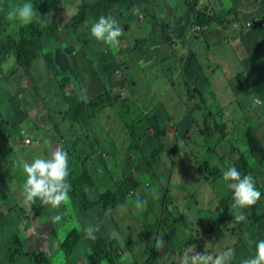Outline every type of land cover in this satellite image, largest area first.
<instances>
[{
  "label": "rangeland",
  "instance_id": "1",
  "mask_svg": "<svg viewBox=\"0 0 264 264\" xmlns=\"http://www.w3.org/2000/svg\"><path fill=\"white\" fill-rule=\"evenodd\" d=\"M85 1L31 0L40 5V15L59 24L60 39L47 34L44 57L28 71L12 57L0 62V264H92L102 237L115 264H144L153 240V264H177L179 253L189 246L213 254L231 247L228 264H239L251 255L250 241L264 238V167L254 180L261 193L254 203L257 220L250 206L239 209L244 220H235L231 192L221 173L239 159L250 161L244 141L248 129L264 146V28H258L259 22L246 26L248 19L264 13V0H150L131 11L133 19L119 6L96 1L89 3L81 25L69 26ZM198 11L216 14L220 22L198 30ZM99 15L111 16L122 27L115 46L90 36L89 24ZM20 24L6 20L5 35L16 36ZM209 29H215L211 39ZM157 49L163 55L158 56ZM77 55L78 71L86 79L65 90H85L91 83L85 67L93 63V74L121 102L93 107L88 95L89 108L79 101L81 120L72 121L63 113V123L74 129L67 144L74 147L75 156L80 160L84 154L81 146L75 147L78 138L92 156L86 162L94 177L102 178L105 162L107 187L125 203L115 209L103 204L84 208L71 189L70 204L59 209L39 200L28 202L22 195L17 165L57 146L66 151L63 141H53L54 124L47 114L70 107L60 99V81L66 82L60 74H71V58ZM98 92L96 85L93 93ZM129 101L141 112L136 133L125 117L123 102ZM152 120L159 131L144 134L143 126ZM67 179L71 185V176ZM99 188L88 189L89 201H100L106 189ZM137 197L146 201L141 208L135 207ZM200 211L207 213L199 216ZM57 212L63 213L62 220L54 223L51 216ZM182 215L185 221L179 222ZM88 226L94 227V239L84 231ZM74 229L81 238L68 252L64 245ZM193 236L195 240L185 245L178 243ZM39 252L49 256V263L34 262Z\"/></svg>",
  "mask_w": 264,
  "mask_h": 264
},
{
  "label": "trees",
  "instance_id": "2",
  "mask_svg": "<svg viewBox=\"0 0 264 264\" xmlns=\"http://www.w3.org/2000/svg\"><path fill=\"white\" fill-rule=\"evenodd\" d=\"M24 0H14V1H8L7 0H0V62H5L9 57H12L15 62L24 70H29L33 67V64L42 58L45 52V47L47 45V34H50L53 39L58 40L61 37V31H59V24L51 20L47 15L42 14L40 15L36 20L32 21L28 24H20L19 28L17 29L16 36L10 35V33L4 32V26L5 21L9 18L6 16L5 12L8 8L21 3ZM96 1H102L105 4L108 5V7L113 6H119L125 15H129V17H133L134 14H130L135 7L140 6L144 3L150 2V0H87L85 1L81 6L79 13L75 15L69 23V26L71 27H77L78 25H81L87 18V11L88 6L90 2H96ZM33 8L37 10L38 14L39 11H41L40 5L36 2H33ZM42 12V11H41ZM43 13V12H42ZM134 13V10H133ZM133 15V16H132ZM215 15H207L203 11H198L196 13L195 18V24L199 26L198 30H202L205 27H209L212 22H220V19L218 17H215ZM135 18V17H133ZM132 18V19H133ZM245 22V20H244ZM209 29L208 32H213L215 29ZM19 31V32H18ZM216 35H220L219 31H215ZM46 37V38H45ZM46 39V40H45ZM167 41L170 42L169 38H167ZM157 42V41H156ZM151 43H154V40H151ZM83 49V47L81 46ZM80 50V49H79ZM84 50V49H83ZM157 55L160 56V54L163 55V51L160 49H157ZM80 54V53H78ZM44 57V56H43ZM79 55L71 58V74L63 71L60 75L63 77L66 82L64 83L61 78L58 77V80L60 81L61 85V97L60 99H63L65 103H67L70 107L68 108L67 112L65 110H56L54 112H48V117H52L51 123L54 124L53 130H54V142H62L63 146L66 148V151H68L71 155L69 158V175L71 176V190L77 195L78 199L81 201V203L84 205V208L90 209L94 208L98 204H103V206L107 209H113L114 207H119L125 203H122L121 200H124L121 194H118V192L114 189H110L107 187V167L105 169V162L101 164L102 169H104L102 178L94 177L92 174V171L89 168V164L86 162V158L88 156V152L85 151V143L80 141L78 138L75 141H78L75 143V147L81 146L84 149V154L82 152L81 159L79 160L74 153V147L71 148L72 145H68L67 141L69 140V137L72 139V133H73V127H68L65 125L64 122V114H66L70 120L76 121V119L80 118V106L79 101H82L83 106L86 108H89L87 106V99L88 95L90 96V102L93 107H104L106 105L116 103H121L119 98L114 99L111 94L110 90L107 89L105 84L97 78V74L94 73V67L93 63H89L85 68L87 69V79L91 82L87 84V88L84 90L83 87L78 88L76 91H67L65 90V86H69V89L74 88V86L78 87L82 84L83 80L85 81L86 76L84 74L79 73L77 68V60ZM164 60V59H162ZM161 60V61H162ZM93 61V60H92ZM1 70V68H0ZM1 72V71H0ZM64 75V76H63ZM97 85L98 88H100V92L93 93L94 87ZM57 89V87L55 88ZM83 89V90H82ZM82 90V91H81ZM54 93V92H53ZM93 94V96H91ZM54 95H57L54 93ZM123 106L126 108V114L125 117L129 122L127 123L128 128L136 133V130L141 127V123L139 121V117L141 116V112L138 110H133L138 107V104L136 102L129 101L128 103L123 102ZM59 115V118H56V116ZM80 116V117H79ZM155 122L148 121L146 123V126H143L142 131L144 134L150 130L154 129L156 131H159V124H156ZM68 128L72 129V132L68 131ZM52 130V131H53ZM58 136V137H57ZM244 141L248 147V150L250 152V161L247 162L246 160L239 159L233 166H236L239 170H241L242 174H251L253 177V180H256L257 177L260 178V171L264 167V146L261 144V142L258 140V138L254 135V133L248 129L246 131ZM73 143V141H72ZM138 145L132 146L131 149L137 148ZM93 149H90V153L92 154ZM85 155V158H84ZM79 156V157H80ZM92 158V156H88ZM95 158V157H94ZM71 160V161H70ZM106 172V174H105ZM94 177V178H93ZM101 177V175L99 176ZM132 182L135 184V180H132ZM104 186L105 191L101 192V197L99 198L100 201L93 202L89 201L88 198V189L92 188H98ZM256 186V185H255ZM259 191V186H256ZM100 189L99 191H101ZM252 207V218L254 220H257L258 210L255 204L250 205ZM114 208V209H115ZM208 211V210H207ZM207 212H198L197 215L202 216ZM185 216L182 215L179 218V222H184ZM203 221H199V223H202ZM190 230V229H189ZM81 234L80 231L77 229H74L70 232V234L67 236V241L64 245L65 249H67L68 252H71L70 250L73 248V246L80 241ZM189 241H183L179 244L185 245L186 243H189L191 240H195V237H189ZM151 241V239H150ZM107 239L100 238L98 240V246L95 251V253L91 257L92 264H101L104 261H108L110 264L114 263V256L107 246ZM21 244L20 242H18ZM154 243L151 241V248ZM179 245L177 244L174 246V249L177 250ZM152 248L151 251H149L151 257L144 263V264H153L154 259L156 258V252ZM111 249L115 250L116 245L114 243H111ZM173 250V251H175ZM173 251H168L172 253ZM12 255L17 253L16 251H9ZM34 262L35 263H43L47 262L49 263L50 259L49 256H47L46 253L39 252L34 253ZM12 258H15L14 256ZM15 259H13V262Z\"/></svg>",
  "mask_w": 264,
  "mask_h": 264
},
{
  "label": "clouds",
  "instance_id": "3",
  "mask_svg": "<svg viewBox=\"0 0 264 264\" xmlns=\"http://www.w3.org/2000/svg\"><path fill=\"white\" fill-rule=\"evenodd\" d=\"M37 13L31 0H24L23 3L16 4L5 12L8 18L21 24L31 23ZM89 34L97 41L115 46L122 34V27L111 16L99 15L89 24ZM17 167L23 177L21 190L26 201L39 200L41 204H48L57 209L61 205L70 204L71 185L67 179L70 171L69 159L62 146H57L46 155L34 156L30 161L24 160ZM221 177L231 192L235 220H244V214L239 209L253 205L261 195L252 175L242 174L236 166H231L222 169ZM145 203L146 201L140 197L134 201L136 208L143 207ZM62 216L63 213L57 212L51 216V221L58 223ZM84 231L88 238H95L93 226L86 227ZM250 243H254L251 255L242 258L239 264H264V238H258ZM232 252L233 249L228 247L220 249L215 254L206 251L199 253L195 252L194 246H189L179 253L177 264H228ZM58 259L63 260V255L60 254Z\"/></svg>",
  "mask_w": 264,
  "mask_h": 264
},
{
  "label": "built area",
  "instance_id": "4",
  "mask_svg": "<svg viewBox=\"0 0 264 264\" xmlns=\"http://www.w3.org/2000/svg\"><path fill=\"white\" fill-rule=\"evenodd\" d=\"M251 20V21H250ZM255 22H259L258 23V28H264V13H260L258 16L255 17V19H249L246 22V26H253ZM253 23V24H252ZM199 29V27H197ZM26 143L29 144L31 142V139L27 138Z\"/></svg>",
  "mask_w": 264,
  "mask_h": 264
},
{
  "label": "crops",
  "instance_id": "5",
  "mask_svg": "<svg viewBox=\"0 0 264 264\" xmlns=\"http://www.w3.org/2000/svg\"><path fill=\"white\" fill-rule=\"evenodd\" d=\"M210 33H211V32H209V39H211V35H210ZM206 37H207V34L204 36V40L206 39ZM171 52H173V51H171Z\"/></svg>",
  "mask_w": 264,
  "mask_h": 264
}]
</instances>
